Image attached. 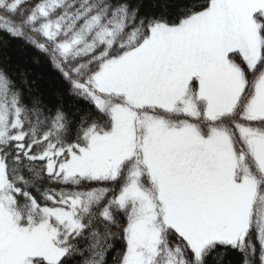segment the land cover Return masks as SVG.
<instances>
[{
    "label": "snow or ice",
    "instance_id": "6c2138e0",
    "mask_svg": "<svg viewBox=\"0 0 264 264\" xmlns=\"http://www.w3.org/2000/svg\"><path fill=\"white\" fill-rule=\"evenodd\" d=\"M0 264H264V0H0Z\"/></svg>",
    "mask_w": 264,
    "mask_h": 264
},
{
    "label": "trees",
    "instance_id": "16d2710c",
    "mask_svg": "<svg viewBox=\"0 0 264 264\" xmlns=\"http://www.w3.org/2000/svg\"><path fill=\"white\" fill-rule=\"evenodd\" d=\"M7 54L11 56L13 68H15L16 65H19L22 68H27L32 73L33 77L39 80L42 89L46 90L50 86H55L54 84L50 85L49 83L50 73L47 67L42 63H34L30 54L19 51L15 45L9 48Z\"/></svg>",
    "mask_w": 264,
    "mask_h": 264
}]
</instances>
